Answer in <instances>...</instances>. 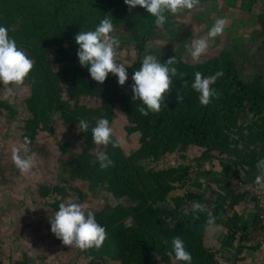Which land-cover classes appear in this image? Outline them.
<instances>
[{
    "label": "trees",
    "instance_id": "16d2710c",
    "mask_svg": "<svg viewBox=\"0 0 264 264\" xmlns=\"http://www.w3.org/2000/svg\"><path fill=\"white\" fill-rule=\"evenodd\" d=\"M186 1L202 5L205 0H0V47L5 57L26 48L33 58L27 74L26 133L45 124L54 112L65 122L78 124L86 150L77 159L83 163L75 167L74 176L87 180L93 191L106 185L115 196H129L136 203L92 216L79 240L84 252L97 250L123 264H216L218 254L228 252L237 234L248 230L245 225L236 227L234 220L225 222L231 192L215 191L207 197L189 191L168 198L174 186L167 178L176 176L177 170L146 171L140 165L193 144L218 149L249 168L254 178L264 170V83L241 81L233 56L222 53L193 64L163 48L151 58L150 68H140L141 58L149 56L150 38L177 34L169 21L172 10ZM253 4L249 1L247 9ZM119 24L130 27L138 53L129 68L131 91L122 87L113 57L101 51L104 28ZM54 44L59 48V72L69 75L65 90L48 57ZM206 79L209 91L204 95L201 86ZM82 95L100 99L102 106L72 107L70 101ZM246 103L256 119H239L237 112ZM117 104L127 113L128 131L140 133L142 147L130 156L94 119L102 115L112 120ZM4 107L12 111L8 104L0 108ZM98 140L106 147L93 157L88 150ZM71 146L59 144L62 153L70 152ZM227 169L230 173L233 168ZM53 191L62 193L57 186ZM191 203L195 208L188 209ZM53 205L61 209L64 201L55 200ZM231 205L235 208L237 203ZM68 209L77 212L75 207ZM226 223L231 234L221 248L207 247V230Z\"/></svg>",
    "mask_w": 264,
    "mask_h": 264
},
{
    "label": "rangeland",
    "instance_id": "374dc122",
    "mask_svg": "<svg viewBox=\"0 0 264 264\" xmlns=\"http://www.w3.org/2000/svg\"><path fill=\"white\" fill-rule=\"evenodd\" d=\"M249 1L179 3L169 21L171 30L177 34L170 39L150 38L149 56L141 58L140 68H150L151 58L163 48L193 64L227 53L236 61L241 81L264 83V0H253L251 10L247 9ZM101 51L113 57L122 87L131 91L133 79L129 68L138 60V53L130 27L107 25L102 32ZM58 56L59 48L54 44L48 57L65 90L69 75L59 72ZM32 63L28 49H17L12 56L5 57L0 47V107L8 104L12 108V111L0 108V264H123L97 250L84 252L79 240L88 220L95 214H111L119 205L136 203L129 196H115L106 185L93 191L87 180L74 176L75 167L83 163L77 159L86 150L78 124H69L59 112H54L45 124H39L29 135L26 133V120L30 117L26 107L30 95L27 74ZM201 87L202 93L207 95L209 80H204ZM63 97L67 99L66 93ZM70 103L72 107L76 103L89 108L102 106L100 99L87 95ZM247 108L246 103L244 109L238 110L239 119H256ZM94 119L117 139L127 156L142 147L140 133L128 131L131 124L120 104L116 105L112 120L102 115H95ZM65 142L72 144V150L62 153L59 144ZM105 147L106 144L98 140L88 152L95 157ZM140 165L146 171L177 170L174 179L173 176L167 178L174 186L168 198L185 196L189 191L207 197L215 191L231 192L225 222L230 224L234 220L236 227L245 225L248 230L237 234L239 239L234 240L228 252L222 250L218 254L216 264H264L263 169L254 178L249 168L227 158L218 149L193 144L180 146L157 161L146 159ZM227 168H233L241 177L233 175L232 171L227 173ZM178 176L181 179H176ZM56 186L62 193L53 191ZM58 199L64 201L61 209L53 205ZM235 202L234 208L231 204ZM69 206L75 207L77 212L70 213ZM187 208L195 206L191 203ZM128 222H132L131 218ZM228 234L231 231L227 223L212 226L206 232L205 244L210 249H219Z\"/></svg>",
    "mask_w": 264,
    "mask_h": 264
}]
</instances>
